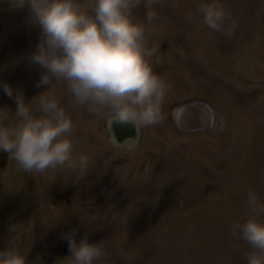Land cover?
I'll return each instance as SVG.
<instances>
[{
	"label": "rangeland",
	"instance_id": "rangeland-1",
	"mask_svg": "<svg viewBox=\"0 0 264 264\" xmlns=\"http://www.w3.org/2000/svg\"><path fill=\"white\" fill-rule=\"evenodd\" d=\"M208 3L225 7L220 31L204 24L199 7ZM132 19L158 49L154 71L172 85L163 122L143 128L89 114L65 83L37 87L44 70L29 57L39 28L27 6L0 0V86L23 91L26 103L52 87L74 124L72 159L55 170L24 172L0 151V250L16 247L29 264H65L70 232L102 244L95 264H247L250 246L231 228L256 215L249 191L264 204V0H141ZM199 100L216 126H179L176 108ZM0 107L15 116L2 87ZM80 154L90 158L84 176Z\"/></svg>",
	"mask_w": 264,
	"mask_h": 264
},
{
	"label": "clouds",
	"instance_id": "clouds-1",
	"mask_svg": "<svg viewBox=\"0 0 264 264\" xmlns=\"http://www.w3.org/2000/svg\"><path fill=\"white\" fill-rule=\"evenodd\" d=\"M17 8L28 7L30 22L39 28L36 51L29 61L44 72L37 87L50 86L55 80L66 84L74 104L86 106L89 114L102 115L109 123L143 128L159 125L165 119L163 105L171 90L165 76L153 69L150 58L158 51L149 49L145 26L133 22L132 10L141 0H12ZM157 0H147L151 6ZM204 24L220 31L226 12L222 4H202ZM156 13L149 11L151 21ZM192 15L191 12L188 13ZM229 30L227 35L233 36ZM3 92L16 103L15 116L0 107V151L8 154L19 169L44 173L64 165L73 156V120L60 107L50 89L26 103L23 91L3 83ZM35 106V110L33 108ZM39 113V114H36ZM115 143V141H113ZM90 158L78 156L79 176L87 174ZM76 167L75 164L72 165ZM248 203L256 215L242 223H233L232 235L250 246L245 254L247 264H264V204L249 191ZM19 225H11L14 233ZM68 243L65 264H95L104 248L90 243L85 236L77 242L72 233L62 237ZM0 264H29L18 248L0 250Z\"/></svg>",
	"mask_w": 264,
	"mask_h": 264
},
{
	"label": "bare ground",
	"instance_id": "bare-ground-1",
	"mask_svg": "<svg viewBox=\"0 0 264 264\" xmlns=\"http://www.w3.org/2000/svg\"><path fill=\"white\" fill-rule=\"evenodd\" d=\"M197 106L199 112L190 110ZM175 120L181 127L204 126L205 128H214L217 123V117L210 105L204 101H193L180 105L175 110Z\"/></svg>",
	"mask_w": 264,
	"mask_h": 264
}]
</instances>
